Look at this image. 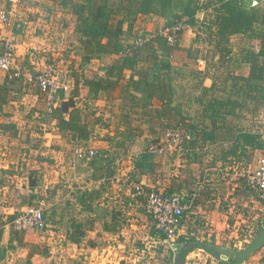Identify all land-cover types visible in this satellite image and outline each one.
I'll return each instance as SVG.
<instances>
[{
    "label": "crops",
    "instance_id": "1",
    "mask_svg": "<svg viewBox=\"0 0 264 264\" xmlns=\"http://www.w3.org/2000/svg\"><path fill=\"white\" fill-rule=\"evenodd\" d=\"M141 1L22 0L12 7L13 25L0 23V49L8 36L18 41L17 60L24 69L36 71L59 60L71 44L70 33L79 47L66 57L76 77L74 89L62 94L48 130L46 102L35 81L10 79L0 70V203L6 206L0 217V264H42L43 246L58 242L54 236H16L13 219L32 205L62 228L67 236L61 238L66 246L62 242L60 256L76 264H167L171 252L177 262V249L191 238L241 249L264 222V205L247 174L264 156V111L247 92L243 48L234 46L231 70L218 63L209 72L193 59L202 44L191 31L174 50L137 42L176 13L143 14ZM199 4L196 22L206 17L218 24V4ZM9 6V0H0V9ZM37 47L47 54L32 66ZM125 50L129 54L122 56ZM174 125L194 133V150L182 156L150 153L162 129ZM78 146L94 149L95 156L79 160ZM132 181L180 194L190 205L177 243L162 236ZM213 255L194 251L188 258L211 264L206 258Z\"/></svg>",
    "mask_w": 264,
    "mask_h": 264
},
{
    "label": "built area",
    "instance_id": "2",
    "mask_svg": "<svg viewBox=\"0 0 264 264\" xmlns=\"http://www.w3.org/2000/svg\"><path fill=\"white\" fill-rule=\"evenodd\" d=\"M14 5L20 6L22 0H9ZM251 7L263 8L264 0H250ZM15 21L14 15L8 9H0V23L4 28H10ZM188 27L186 21L177 20L173 24H165L161 29L149 35L139 37L137 42L148 41L157 37L166 39V44L176 48L181 38V33ZM18 41L12 37H6L0 49V70L7 71L10 79L25 78L35 81L43 100L46 102V115L44 117L43 126L48 130L49 119L52 118L53 110L61 100L62 94L71 92L76 83V77L73 75V70L69 68L70 62L67 56L74 52L73 48L65 45L64 53L59 60H53L45 64L36 71L24 69L20 64H17ZM130 50L122 52V56L129 54ZM35 56V55H33ZM173 57V56H172ZM197 59V58H196ZM200 64H204L203 60H197ZM195 140L194 133L184 125H174L165 127L150 144L148 151L152 154L179 156L188 154L194 150L192 142ZM94 149L86 150L82 146L75 149L74 155L79 160H88L95 156ZM249 182L259 191V197L264 204V156L259 158L255 171L250 173ZM132 187L137 194L145 197V207L148 214L152 217L157 229L165 237V240L175 242L178 235V230L182 225L183 217L190 205L184 202V198L180 194H165L156 189H147L142 184L132 181ZM6 208L0 203V217L3 210ZM15 230L23 231L35 229L45 231L50 224L41 206L32 205L21 211L12 221Z\"/></svg>",
    "mask_w": 264,
    "mask_h": 264
},
{
    "label": "rangeland",
    "instance_id": "3",
    "mask_svg": "<svg viewBox=\"0 0 264 264\" xmlns=\"http://www.w3.org/2000/svg\"><path fill=\"white\" fill-rule=\"evenodd\" d=\"M174 1H175L174 2L175 6H180L182 4V3L178 2L177 0H174ZM243 2L246 3V5L248 7H251V5L248 3L247 0H243ZM13 5L14 4L11 2V6H9V8H8V10L10 11L11 14H13V12H12ZM15 7H17V5ZM180 7L181 8L176 7V9L182 10V6H180ZM214 11H218V8H216ZM247 13L249 14L248 17L250 18V21L252 20L251 25H249L248 27H245L246 29H244L241 32H237V33L232 34L231 36H229L225 40L219 39L218 26H217V24H215L213 22V20L211 18H206V17L197 18L199 20V22L196 23V25H192V24L188 23V20L186 17L178 19V20H184V22L186 21V23L188 25V27H186L185 30L181 33V38H180L179 43H181L182 37L187 31L193 32L195 37L198 39V41L201 42L200 44H202V47L199 48V51L195 50L196 53H194L195 55L193 56L194 57L193 59H195V63L197 66H199V67L203 66V67H205L204 70H206V71L209 70V72H213V69L216 68V66L218 67V63H220V65L223 66L224 68L227 67L228 70H231L233 67L234 60L237 59L236 54L238 52V50L234 49V46H237V47L241 46L243 48V56H244L243 59L245 61H247V63H248V65L245 69L249 70V72H250L249 80L245 82L248 84V85H245L247 88V92L250 93V91H252V95L255 96L254 99L256 100V102L258 104V108L260 110L264 111V26L262 25L263 11H261V10L255 11V10H249L248 9ZM80 19L83 20V17H81ZM89 19L93 21V19H91L90 17H89ZM206 19H208V20H206ZM158 28L159 27H155V29H153V31H151L150 33H147L148 35L145 34L144 36L147 35V39H150L149 35L155 31H158L159 30ZM38 35H39L38 33L35 34V37H38ZM69 35L71 37L70 36L68 37L67 32L65 33V36L68 37L69 43L71 42V44H66V45H68V47H70V48H73L74 52H77L79 50V47L77 48V45H75L76 43L73 41V36H72L73 33H70ZM65 36H64V39L66 40ZM144 36L142 35V37H144ZM61 37H62V35H61ZM79 38H80V36H78L76 38V42L79 40ZM65 40H63V37L61 38V41L59 42L60 46L63 45L61 47H64V44L67 41V40L66 41ZM79 42H80V40H79ZM179 43H178V46L180 45ZM178 46H177V48H178ZM37 48L38 49L33 48L34 54L37 55V53H38V55H37V58L32 59L30 61L32 66H36V62H38V60H43L44 56H46V54H47L46 48H44V47H37ZM125 51H122V52H125ZM33 52H32V50H30L29 53L32 54ZM122 52H120V53H122ZM63 53H64V51H63ZM38 57L41 59H38ZM216 57H217V59H216ZM198 59L203 60L204 64H200L199 61H197ZM51 62H53V60H51ZM17 64L19 65L18 62H17ZM209 65L211 68L209 67ZM69 68L72 70L71 67H69ZM252 73H253V75H252ZM48 128H49V126H48ZM166 155H168V154H166ZM182 155H185V154H182ZM182 155H180V156H182ZM168 156H171V155H168ZM248 169L249 168H245V170H247V171H248ZM250 173H252V172L250 171L247 173L248 176L250 175ZM48 222H49L50 226L45 231L23 230V232H22L23 234H22L21 231L18 230V232H20V233L16 234V236H27L28 234H33L34 236H54L55 240L57 239L58 242H54L53 245H49V246L44 245L42 248V252L45 255V257H44L45 259L42 258V259H44L42 264H76V262L73 263L70 260L65 261L66 259L63 258L64 256H62V257L60 256L61 244H63V243L65 244L64 240L62 241L63 243L61 242V244H60V241L62 239H64L62 236H67V235L63 232L61 227L53 225L54 223L49 221V219H48ZM263 230H264V222H262V224H260L258 227H256L255 231L253 232V233H255V235L252 237V239L248 243H246L243 246V248L236 249V250H242V249H245L246 247H248L257 238V236H260V234L262 233ZM0 236H2V234H0ZM193 236H196V235H193ZM191 239H194V238H191ZM196 240H197V238H196ZM196 240H193V241L189 240V242L187 244H185V246L178 248L177 254H179L183 249L187 248V246L191 242H194ZM175 243H177L176 240H175ZM64 246H66V244ZM135 246H139V243H136ZM170 250L171 249H169V252H171ZM194 251H196V252L200 251L202 253L208 252L204 248H201V249L195 248L188 255H192V253ZM5 252H6V250H5ZM214 254L215 255L209 256L206 258L207 260L211 261V264H223V262L225 263L227 261H230V262L236 263V264H264V245L261 246L258 250H256L253 254H251L250 256H248L247 258H245L241 261H239L237 259H230V258L227 259L226 257H224V255H222V253L217 252ZM188 255L185 259L184 264H186L187 261L189 262L188 264H203L204 259L201 260L197 256L192 257V258H188ZM0 256H1V252H0ZM202 256H203V254H202ZM18 257H19V253L16 254V258H18ZM118 261H119V259H118ZM31 263L33 264L34 261L32 260ZM120 263H121V261H120ZM166 263L167 264H177V262L174 261L172 252H171V255L166 259ZM38 264H41V263H38ZM126 264H128V263H126ZM204 264H205V262H204Z\"/></svg>",
    "mask_w": 264,
    "mask_h": 264
},
{
    "label": "trees",
    "instance_id": "4",
    "mask_svg": "<svg viewBox=\"0 0 264 264\" xmlns=\"http://www.w3.org/2000/svg\"><path fill=\"white\" fill-rule=\"evenodd\" d=\"M177 1L182 3L180 6H182V9L185 10L183 14L177 13V11H180V10L176 9V7L177 8H181V7L175 6L174 0H144V1H141L139 7H140V11L143 12V14L148 13V12L155 13V14H158L161 12H163L162 14H168V13L172 14L175 11L176 13L172 14L170 17L163 16L167 19V24H173L178 19L186 17L188 20V23L192 25H196L197 23L196 13L202 7L201 4H199V0H177ZM214 2L218 4L217 5L218 16L215 21L216 23H218L217 26L219 27V39L221 40H225L232 34L241 32L244 29H246L245 27H248L249 25H251L252 20L250 21V18L248 17L249 15L247 13L248 9L255 10V11L260 10L259 8L248 7L246 3L243 2V0H214ZM102 17L105 20H108V17H106V15H102ZM262 17H263L262 25L264 26V13ZM86 24L89 25L90 28L93 27L94 25L92 20H88ZM98 25H102V24H98ZM94 28L100 31L99 33H104L103 31H105V28L101 26H97ZM148 41L159 42L160 44L164 45L165 48H168V49L170 48L174 50L177 48V47L173 48L169 46L168 44H166L167 43L166 39L163 37H157V38H154ZM115 50L117 49L115 48ZM65 105H68V104H64V106ZM194 239H190V241H193Z\"/></svg>",
    "mask_w": 264,
    "mask_h": 264
},
{
    "label": "water",
    "instance_id": "5",
    "mask_svg": "<svg viewBox=\"0 0 264 264\" xmlns=\"http://www.w3.org/2000/svg\"><path fill=\"white\" fill-rule=\"evenodd\" d=\"M264 245V230L260 234V236H257V238L245 249L242 250H234L230 249L224 246L216 245L207 242H200V241H194L191 242L187 248L183 249L177 258V264H184L185 259L187 255L194 250L195 248H204L207 251L213 252V253H222L224 257L227 259H237L239 261L247 258L251 254H253L256 250H258L261 246ZM177 244H175V248H177Z\"/></svg>",
    "mask_w": 264,
    "mask_h": 264
}]
</instances>
